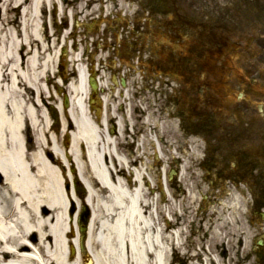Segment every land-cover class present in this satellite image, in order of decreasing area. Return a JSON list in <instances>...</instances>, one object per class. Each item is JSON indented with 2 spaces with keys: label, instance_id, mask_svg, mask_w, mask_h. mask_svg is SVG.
<instances>
[{
  "label": "bare ground",
  "instance_id": "bare-ground-1",
  "mask_svg": "<svg viewBox=\"0 0 264 264\" xmlns=\"http://www.w3.org/2000/svg\"><path fill=\"white\" fill-rule=\"evenodd\" d=\"M59 3L0 0V264H168L171 251L182 247L180 235L175 231L171 236L167 227L172 223L164 222V229L153 217L154 205L148 203L149 196L138 181L144 172L152 176L153 166L146 165L143 149L137 180L125 181L118 167L129 160L112 147L113 140L105 137L84 110L86 73L81 67L77 81L70 85L71 106L61 114L59 133L53 138L42 83L55 59L51 53L55 43L40 23L42 11H55L62 7ZM15 12H20L18 21L12 20ZM95 27L91 24L86 30ZM25 44L29 47L26 56L21 52ZM154 117H147L149 123ZM157 124L168 136L173 124L166 118ZM145 142L146 138L143 148ZM105 157L110 163L104 162ZM185 179L183 173L181 181ZM79 182L84 198L77 195ZM140 203L150 213H141ZM83 205L91 212L86 241L89 254L84 251L76 258L71 254L76 240L75 210ZM213 239L216 244V233Z\"/></svg>",
  "mask_w": 264,
  "mask_h": 264
},
{
  "label": "rangeland",
  "instance_id": "rangeland-1",
  "mask_svg": "<svg viewBox=\"0 0 264 264\" xmlns=\"http://www.w3.org/2000/svg\"><path fill=\"white\" fill-rule=\"evenodd\" d=\"M89 3L93 4L94 0H70L69 1V4L73 5V7H78V11H83V14L81 13L82 15H80L82 20H85L89 15H91V18L93 16V19L97 18L96 10L99 6L94 7L89 12H86L84 10L86 5H88ZM16 16L12 15L11 16L12 20L16 18ZM188 34L190 35L191 32H188ZM191 42L189 43L190 45L188 44L189 45L188 49H190L191 46H193V43H194L193 37H192ZM231 44L232 43H228L229 46H231ZM175 45H180V46L185 45L184 37H182L180 42L176 43ZM255 56L258 57L256 52H255ZM249 58H253V57L251 56ZM52 61L50 63V69H51V66L53 65ZM232 62L235 66L237 65L240 71L243 69L242 67L246 66V64L249 65V63H244L241 60V56H239V59H236V61H232ZM258 62H259V59L255 58L253 59L252 64H254V66H258L257 64ZM262 65H264V63H262ZM244 68L246 69V67ZM71 69L72 68H70V70ZM72 71H73L72 77L68 75V73L71 74V71H68L66 74L67 76H70L68 79L70 81L72 79L71 82H74L73 80H75L76 77L74 75L75 72L73 69ZM258 72H257L258 74L257 73H250V74L246 73V76L249 79H253L257 84L263 85L264 70H261ZM242 76H244V74H238V75L236 74L235 76H232V77L235 78L234 81L238 80L240 84L245 85L243 84L245 81ZM232 80L233 79H230L229 81H232ZM43 85L45 86V83H43ZM48 86L51 89L53 96L56 97V94H55L56 92H55V89L53 88L54 86L53 81L49 83ZM64 90H65L64 93H66V91L67 93H69L68 88ZM246 93L249 95V89L246 90ZM56 101H57V104H60V101L58 99H56ZM50 103H51V107H54L53 106L54 102L51 101ZM262 103L263 101H259V104H262ZM256 110H257L256 107L251 108L250 113L254 114L255 116ZM182 126L184 127L183 123H182ZM256 128L260 129L258 126ZM58 131L59 130L55 128L54 130L55 134ZM186 148H188L189 150L191 149L189 146ZM186 148L184 146V150ZM176 156H179V155H176ZM199 156H200L199 152H197L196 155L192 156L191 158H190V155L186 153H183L179 156V157H184V161L183 160L180 161L181 164L177 165L176 167L177 178H178L179 172H181V174L183 172L184 175L187 176V168L184 165H188V166L192 165L191 176L193 177V179L190 182L184 181L185 186L183 187L181 185L179 186L178 183L176 184V188L179 190V188L181 187L183 191V195L178 194L175 198L176 202H179V207L175 206L176 217L174 215H171L172 213H170L168 216L166 215L167 217H165L163 213H164L166 206L163 204L159 205L158 210L161 214L158 216V218L155 215H153L154 218L158 219L157 222H160L161 226L164 229H165L164 222L166 220L172 223V227H169V226L167 227L169 234L171 236L173 233H175V231H177L180 235V244L182 245V247L178 251L177 250H174L175 252L171 251L170 259H169L170 261L168 264H257L256 257L253 258L251 255H249L250 251L256 247L257 239L253 240V238H255V234L253 237V234L249 232L248 229L246 228L245 223H244L245 219L243 217V212L242 211L239 212L238 210H236V212L234 213L236 214V217H238L240 213V217H239L240 226L237 227L234 224L235 216H232V215L229 216L228 213H225L224 215H222L223 208L217 207L216 205L207 206V208H204V203L202 205L199 204V200L200 201L203 200V195L209 197V194H207L208 185L210 184L212 192L216 189V185H218V182H215V178H214L216 169L214 170L210 168L211 174L213 175H207L206 173H204L205 172L204 170L207 168L205 164H202L199 167V169L197 167V164L193 165V161H197V158ZM218 168L221 169L220 166ZM224 172L226 171L224 170ZM85 173L87 174V176L90 175L89 169L87 166L85 167ZM203 178L207 180H203ZM211 178H212V185H211V182H209L208 180ZM187 188H189L190 191L193 190L194 192L192 194H189V199L187 201H183V198H186L188 194ZM199 191L201 193H199ZM221 192H224V191H221ZM221 192H216L215 194H219ZM81 197L84 198V196H81ZM232 203L234 205L237 204L236 199L233 200V196H231L228 200L224 198V200L222 201V204L226 207V209L227 207H231ZM240 205L243 206V204H240ZM201 209H204L205 211ZM183 210H185L184 213H183ZM229 221H231V223ZM230 224H232V226H230ZM253 224L257 226L259 222L257 220H254ZM200 228H201V231H199ZM262 228H264V224H262L261 229ZM73 232L74 234L78 233V231L76 230V227L73 228ZM214 233L218 234V240L216 244L213 241ZM238 241L240 244H238ZM224 243H225V248H226L225 257L221 255L222 251H220ZM231 245H233L234 250H232ZM236 247H238V249ZM85 252L88 253V251L86 250ZM91 258L89 255V259ZM85 264L87 263L85 262Z\"/></svg>",
  "mask_w": 264,
  "mask_h": 264
},
{
  "label": "flooded vegetation",
  "instance_id": "flooded-vegetation-1",
  "mask_svg": "<svg viewBox=\"0 0 264 264\" xmlns=\"http://www.w3.org/2000/svg\"><path fill=\"white\" fill-rule=\"evenodd\" d=\"M254 5L261 6L264 8V0H242L240 4V9L243 10H255ZM228 15V13H225ZM208 20V19H206ZM217 23L220 27H224L227 24L222 20L231 21V18H217ZM209 25V23H206ZM219 31V27L217 25ZM126 35L121 36V40L124 41ZM121 41V42H123ZM113 46L115 43L113 42ZM121 50V44L117 45ZM136 52V51H134ZM117 53L116 49L111 48L110 56L115 57ZM106 71H110L115 74H119L120 69L112 70L106 67ZM110 79V77L108 78ZM192 80L190 81V85ZM117 94L115 95V97ZM202 108L205 113H210L213 108H216L219 113L222 111L228 112L232 111V108H226L221 104L215 103L213 97L205 98L202 102ZM197 112L195 115H200ZM204 116V115H203ZM230 116H226L229 119ZM223 135V147L220 149L223 160L225 163L232 161L236 163L239 172L233 177L225 178L227 182L232 183V180L238 179L239 182H243L245 185H252L254 187V193L257 196L264 198V130H237V129H222ZM130 149H134V145L130 146Z\"/></svg>",
  "mask_w": 264,
  "mask_h": 264
}]
</instances>
